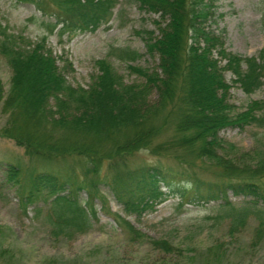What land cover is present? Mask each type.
<instances>
[{
  "label": "trees",
  "instance_id": "obj_1",
  "mask_svg": "<svg viewBox=\"0 0 264 264\" xmlns=\"http://www.w3.org/2000/svg\"><path fill=\"white\" fill-rule=\"evenodd\" d=\"M20 1L32 4L40 13L38 23L48 34L58 35L93 31L108 21L117 3ZM131 1L159 19L153 21L157 35L148 29L135 31L143 41L144 54L155 57L157 63L153 67L127 64L135 75L130 82L122 81L111 62L100 58L94 60L96 73L86 86L72 85L63 74V70H71V63L52 52L45 42L46 35L26 41L0 19V59L10 69L9 88L3 99L0 81V106L14 125L19 122L23 126V130L18 128L22 135L4 136L12 138L30 159L47 166L62 162V169L66 170L32 169L20 181L19 167L7 163L5 179L18 184L20 208L34 205L36 214L41 210L36 202L40 199L48 204L45 220L54 235L81 232L94 213L91 199L98 192L96 183H104L124 210L136 213L152 207L165 194L192 204L222 198L219 212L205 218L226 219L227 229L232 232L243 225L250 212L256 218L254 236L260 238L264 233V147L254 153L252 163L233 165L235 157L224 154L227 144L217 132L228 125H264V98L250 100L243 111L230 114L231 105L226 102L228 85L221 74L222 70H229L232 83L245 93L254 91L263 83V52L239 56L225 51L220 36L205 24L211 0ZM259 23L264 29L263 11ZM106 54L125 62L142 56L131 48L113 46L108 47ZM57 59H61V66ZM220 61H224L223 65ZM151 90L156 91L158 98L155 103L145 104ZM167 122L173 123L171 139L165 143L153 141ZM66 136L72 143H66ZM120 137L122 142L115 141ZM96 142L112 143L106 150H99L93 147ZM169 147L191 157L193 165V160L211 162L224 181L201 182L193 173L181 179L178 172L160 165L133 170L124 165L125 157L139 148L157 155ZM76 166L80 169L78 175L73 172ZM81 189L87 195L84 202L77 199ZM227 190L252 199L234 207L226 200ZM259 201L261 205L257 204ZM111 216L129 240L147 237L160 249L174 252L170 242L150 238L117 212Z\"/></svg>",
  "mask_w": 264,
  "mask_h": 264
},
{
  "label": "rangeland",
  "instance_id": "obj_2",
  "mask_svg": "<svg viewBox=\"0 0 264 264\" xmlns=\"http://www.w3.org/2000/svg\"><path fill=\"white\" fill-rule=\"evenodd\" d=\"M262 11L264 0H211L210 14L205 24L220 36L225 51L239 56H256L262 51L264 58V29L259 23ZM38 18L40 13L30 3L0 0V19L11 32L31 42L46 35L45 42L52 52L71 63V70H63V74L72 85L86 86L89 83L91 76L96 73L93 65L96 59H108L125 82L135 78L127 69V64L153 67L157 63L155 57L151 59L144 54L143 41L135 31L148 29L157 35L153 21L159 17L140 10L137 3L131 0H117L106 23L93 31L73 35L48 34L39 25ZM109 46L128 47L142 56L130 62L120 61L107 56ZM56 62L62 65L61 59ZM223 62L219 64L223 65ZM221 74L228 85L226 102L231 105L230 114L243 111L250 100L264 98V79L257 89L245 93L237 83L231 82L233 75L229 70H222ZM0 81L3 99L10 81V69L3 59H0ZM156 94L155 90H151L144 103H155L158 98ZM170 122L164 123L162 130L159 129L152 138L153 141L165 143L171 139L173 123ZM18 123L14 125L13 119L0 106V264H264V233L257 239L254 236L256 218L253 214L249 212L243 225L232 232L227 229L226 219L205 218L206 215L219 212L217 210L223 202L222 198L192 204L182 202L176 195L165 194L152 207L136 213L124 210L104 183H96L98 192L91 199L94 213L90 215L87 228L72 234L54 235L45 220L48 204L38 199L36 202L41 210L36 214L34 205L21 209L17 196L18 184L6 180L4 171L7 163L16 165L20 169L21 181V177H25L32 169L61 172L63 163L47 166L25 155L21 146L12 138L4 136L20 133L23 126ZM217 135L223 144H227L224 154L235 157L233 165H244L243 161L252 163L254 153L264 147V125H245L240 128L228 125L220 129ZM66 139V143H72L69 136ZM121 139L123 137L115 141L119 143ZM111 143L96 142L93 147L106 150ZM174 150L169 147L164 153L153 155L147 149L139 148L125 157L124 165L127 170L160 165L178 172V178L181 179L193 173L191 175L201 182L224 181L220 170L211 162L193 160V165L191 157L185 156L184 152L175 153ZM62 171L64 173L65 168ZM73 172L78 175L79 167H74ZM107 175L110 176L109 173ZM261 183L264 185V178ZM161 190L166 192L162 187ZM225 194L226 200L234 207H241L245 201L252 199L251 196L233 194L231 190ZM77 199L83 202L87 199L83 189L78 191ZM257 204L261 205V202ZM112 212L127 218L150 238L170 242L174 252L160 249L147 237L129 240L113 220Z\"/></svg>",
  "mask_w": 264,
  "mask_h": 264
}]
</instances>
